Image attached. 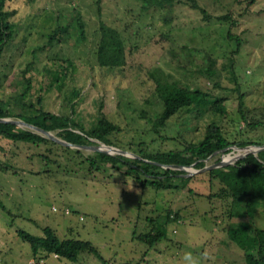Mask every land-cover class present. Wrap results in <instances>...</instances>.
Listing matches in <instances>:
<instances>
[{
    "label": "rangeland",
    "instance_id": "obj_1",
    "mask_svg": "<svg viewBox=\"0 0 264 264\" xmlns=\"http://www.w3.org/2000/svg\"><path fill=\"white\" fill-rule=\"evenodd\" d=\"M97 1L7 0L19 30L0 59V98L13 100L26 93L23 71L33 63L25 75L33 85L28 99L42 94L49 111L63 113L71 110L73 90H80L73 101L77 103L75 118L91 127L104 113L121 127L117 138L126 151L139 157L133 150L169 151L199 141L213 121L229 137H240L237 129L244 127L239 119L241 94L252 111L264 108V0L250 5L247 0H195L205 13L193 8L191 0L176 1L167 9L146 0ZM78 12L85 21L86 40L78 41L73 27L67 41L48 44L56 23L69 25ZM223 15H232L237 24L231 27V22L219 20ZM101 22L123 36L125 64L121 68L99 65ZM233 36L242 40L239 48ZM68 60L73 64H67ZM209 65L212 73H202ZM63 67L67 78L61 87L54 82L51 88L53 76L48 70ZM157 79L205 90L222 99L227 115L185 109L167 120L166 126L155 128L164 105ZM52 133L58 136L57 131ZM249 138L264 141V132L251 133ZM69 148L73 150L0 138L1 264L32 260L105 264L88 252L75 262L56 254L35 255L18 235L19 229L42 235L49 226L62 239L89 240L106 264H189L186 254L196 264H244L227 230L242 222L264 229V201L252 219L240 215L242 203H234L232 197L215 196L209 201L206 196L218 193L222 184L211 182L206 171L189 176L197 177L182 190L142 189L132 182L125 184L124 176L111 164L90 172L85 158L95 151L79 149L80 155L78 148ZM240 154L233 147L214 154L206 165L221 157L234 162ZM169 209L179 211L180 218L165 224L162 241L151 247L133 238L134 233L152 229L148 217L162 216L161 222Z\"/></svg>",
    "mask_w": 264,
    "mask_h": 264
},
{
    "label": "trees",
    "instance_id": "obj_2",
    "mask_svg": "<svg viewBox=\"0 0 264 264\" xmlns=\"http://www.w3.org/2000/svg\"><path fill=\"white\" fill-rule=\"evenodd\" d=\"M31 2L33 0H27ZM176 1L184 0H146L162 8H171ZM191 6L205 13V9L200 7L195 0H191ZM254 0H247L248 4ZM100 3V0L97 1ZM7 0H0V59L5 53L7 46L15 40L18 33V27L13 22L12 17L15 11L9 9ZM232 16V15H231ZM230 15L219 16V20L229 21L233 27L237 24L236 19ZM58 20V19H57ZM56 28L52 33L48 34V44L52 45L55 42L67 41L71 36V28L74 27L78 41L86 40L85 21L81 14H75L71 24L63 26L56 23ZM100 39L97 46V58L99 65L110 70L121 68L125 64V47L123 36L120 31L105 22L100 23ZM230 38L232 33L230 32ZM238 48L242 40L238 36H233ZM69 65L73 63L68 60ZM202 73H212L211 65ZM33 67V63H28L27 68L23 71L24 84L26 85V93L20 94L17 99H2L0 98V118H20L36 126L49 131H57V135L62 139L74 144H95L96 140L109 145H114L126 150L122 145L117 135L121 127L110 120L104 113L99 117L91 127H86L81 121L75 118L76 111L73 102L79 98L81 91L74 89L70 100L71 110L63 113H54L49 111L44 104V96H32L28 99V91L33 89L32 78L25 75ZM52 82L50 87L53 88L54 82L64 83L66 77V67L61 70L51 71ZM42 84L39 86V91ZM49 89V88H48ZM158 95L163 101V111L154 121V127L162 128L166 126L167 120L176 115L180 110L188 109L201 113L211 110L214 114L221 113L227 115V109L218 97L211 95L197 88L190 90L189 87L180 86L176 82L171 83L157 79ZM239 119L244 124L243 128L237 129L238 136L229 137L222 127L213 121L210 123L203 137L196 142H189L181 149L169 151H153L148 149L133 150L141 157H126L124 155H110L103 152H93L87 156L86 162L89 163V170L92 173L105 170L107 164H111L124 176V183L132 182L134 186L142 189H176L182 190L197 176H183L184 170L165 168L157 163L162 164H177L184 166H194L202 168L206 165V160L214 155L215 152H220L224 148L229 151L231 146L238 145L240 147L258 144L261 145L264 141L249 138V134L264 132V108L258 111L249 109L243 101V95L239 98ZM20 105V109L19 106ZM0 138L11 142H26L39 145L41 143L53 144L62 147L64 150H73L69 147H64L59 143L50 140L49 138L34 132L31 129H24L16 124L0 122ZM245 149H254L247 147ZM51 152L52 150L49 149ZM80 155L83 151L77 149ZM48 160L49 157L45 156ZM156 162V163H154ZM1 169H6L1 167ZM213 180L222 184L220 191L216 194H208L206 197L211 201L215 196L219 198L232 197L234 203L238 201L242 203L243 210L240 215H244L250 219L254 217L259 205L264 201V150L258 155L249 154L246 157L224 167L211 169L205 172ZM204 174V173H203ZM201 175V174H199ZM214 182V181H213ZM212 189L214 184L212 183ZM210 189V191H212ZM192 190V189H190ZM212 202V201H211ZM232 213V212H231ZM236 214V212H235ZM234 216V214H231ZM162 216L159 218L161 219ZM180 218L179 211L173 213L169 209L163 221L148 217L147 221L152 224V229L145 233H134L135 239L144 242L153 247L166 237L165 224L178 220ZM18 235L31 245L35 255L45 253L46 255L56 254L59 259H67L75 262L79 259V255L83 252L94 254L99 259L106 261L100 254L99 250L89 240L83 239H62L56 231L47 226L43 228L42 235H33L23 229L17 231ZM227 236L231 242H234L241 252L244 264H264V229L257 227L249 222H242L239 226L231 227L227 230ZM44 255V254H43Z\"/></svg>",
    "mask_w": 264,
    "mask_h": 264
},
{
    "label": "water",
    "instance_id": "obj_3",
    "mask_svg": "<svg viewBox=\"0 0 264 264\" xmlns=\"http://www.w3.org/2000/svg\"><path fill=\"white\" fill-rule=\"evenodd\" d=\"M0 122L16 124V125L23 127V128L26 127V128L31 129L34 132L39 133V134L49 138L50 140L55 141V142H57L63 146L73 147V148H78V149H89V150H92L95 152H103V153L110 154V155H124L126 157L140 158L139 156H136V155L130 153L129 151H126L125 149H122V148L114 146V145L106 144V143L101 142L99 140H96V144H93V145H91V144L90 145L74 144V143L68 142L62 138H59L54 133H52V131L46 130V129L41 128L39 126H36V125L29 123V122H27L23 119H20V118H11V117L0 118ZM102 146H107L108 150L102 149L101 148ZM251 146L256 147V149L253 151L247 152L245 154L237 156L236 161L246 157L249 154H254L257 156L260 151L264 150V145L252 144V145H247V146H243V147H240L238 145L231 146L230 148L234 147V149H243V148H247V147H251ZM111 149L116 151V153H112ZM227 149L228 148H224V149L220 150V152L225 153V151ZM216 153H219V152L217 151L214 154H216ZM236 161L230 162L228 160H225L224 157H221V159L218 160L216 163H214L212 165H205L204 167L199 168V169L194 168V166H184V165H177V164L169 165V164H162V163H157V164H159L165 168L184 170L186 173L183 174V176L189 177V176L194 175L196 173H200V172L208 171L211 169L235 164ZM154 163H156V162H154Z\"/></svg>",
    "mask_w": 264,
    "mask_h": 264
},
{
    "label": "bare ground",
    "instance_id": "obj_4",
    "mask_svg": "<svg viewBox=\"0 0 264 264\" xmlns=\"http://www.w3.org/2000/svg\"><path fill=\"white\" fill-rule=\"evenodd\" d=\"M105 147H107V146H105ZM251 147H254V146H251ZM243 149H245V148H243ZM243 149H236V151H240L241 152V154L240 155H242V154H245V153H247V152H250V151H253V150H255L256 149V147H254V149H250V150H243ZM111 152H113L112 151V149H111ZM113 153H116V151H114ZM239 156V155H238ZM237 158V157H236Z\"/></svg>",
    "mask_w": 264,
    "mask_h": 264
},
{
    "label": "clouds",
    "instance_id": "obj_5",
    "mask_svg": "<svg viewBox=\"0 0 264 264\" xmlns=\"http://www.w3.org/2000/svg\"><path fill=\"white\" fill-rule=\"evenodd\" d=\"M189 257H190V254H186L185 259L189 261V264H196V262L194 260H190Z\"/></svg>",
    "mask_w": 264,
    "mask_h": 264
},
{
    "label": "built area",
    "instance_id": "obj_6",
    "mask_svg": "<svg viewBox=\"0 0 264 264\" xmlns=\"http://www.w3.org/2000/svg\"><path fill=\"white\" fill-rule=\"evenodd\" d=\"M40 262H42V261L41 260H32V261L29 262V264H40Z\"/></svg>",
    "mask_w": 264,
    "mask_h": 264
}]
</instances>
